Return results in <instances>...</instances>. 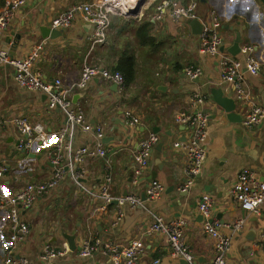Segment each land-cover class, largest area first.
<instances>
[{
  "label": "crops",
  "instance_id": "obj_1",
  "mask_svg": "<svg viewBox=\"0 0 264 264\" xmlns=\"http://www.w3.org/2000/svg\"><path fill=\"white\" fill-rule=\"evenodd\" d=\"M9 1L0 0V12ZM99 2L26 0L8 27L0 32V48L13 58L32 57L35 72L47 81L60 78L64 87L77 83L84 65L121 75L122 63L123 68L130 66L132 77L127 84L124 82L121 90L100 75L84 88L73 89L72 108L81 111L91 126L102 127V144L106 150L104 158L74 163V170L83 171L80 183L85 187H97L109 175L115 198L124 197L125 192L127 196L141 198L153 180L163 187V192L155 201L143 200L141 206L112 202L102 211L101 201L91 202L75 185L70 168H64L58 185L41 196L30 211L22 213L29 232L16 245L14 255L25 257L29 264H113L104 251V243L111 242L119 248L140 244L144 250L142 264L157 260L158 264H188L171 256L164 235L148 231L152 223L148 212H151L165 223L184 219L183 241L194 262L209 264L215 257V241L204 232L203 218L197 208L201 195L208 194L213 199L212 214L220 224V232L231 236L225 264H264L261 246L264 203L259 215H249L228 195L244 169L264 181V118L250 127L243 124L246 110L252 106L264 109V3L259 0H143L136 16L110 14L103 43H92L93 27L80 16L68 28L60 29V37L42 38L39 29H53L52 20L72 5ZM174 2L180 6L195 2L196 19L201 27L216 20L215 30L222 38L217 54L209 55L202 50L199 34L193 35L189 27L190 20L171 18ZM156 7L164 10L160 19L156 18ZM237 35L240 50L246 45L254 46L253 55L260 62L257 76H252L244 67L240 69L246 95L243 101L236 99L232 84L221 78L218 66L220 55L243 60L240 51L235 56L228 53ZM190 66L201 69L198 78L189 80L184 75ZM214 88L221 89L223 96L236 99L235 112L240 115V121L228 120L213 102L210 92ZM192 95H201L202 103L192 104ZM125 111L138 118L139 124L125 125ZM181 112H202L208 116L206 158L200 173L185 191L181 187L186 182L187 157L174 147L187 134L175 122ZM20 118L29 124H42L49 133L58 131L66 123L63 112L47 108L43 93L21 89L14 81L13 69L0 66V194L4 195L13 194L25 183L45 181L52 172L40 144L26 151L17 148L19 134L13 120ZM154 128L158 129V142L138 177V143ZM53 140L54 137L50 143ZM158 144H162L160 149ZM92 145V135L77 127L70 150L61 153L64 162L71 161L78 148ZM242 218L245 219L242 228L232 232L231 225ZM6 220L7 214L0 210V263L9 247ZM64 235L74 237L75 251L69 250ZM96 240L99 244L92 255L79 257L82 245H94ZM45 245L59 249L63 255L40 260L39 254Z\"/></svg>",
  "mask_w": 264,
  "mask_h": 264
},
{
  "label": "built area",
  "instance_id": "obj_2",
  "mask_svg": "<svg viewBox=\"0 0 264 264\" xmlns=\"http://www.w3.org/2000/svg\"><path fill=\"white\" fill-rule=\"evenodd\" d=\"M141 0H100L97 4H76L72 5L52 20L51 25L54 29L68 28L76 17L80 16L93 27L92 43H103L106 38V32L110 24V14L129 16ZM26 0H10L0 12V32L5 30L11 23L16 10L24 5ZM196 3L192 2L186 6H180L177 2L173 3L170 16L173 19L184 17L187 20L196 19ZM156 18L160 19L164 10L156 7ZM217 22L214 19L211 25H202L199 34L202 50L209 54H217V48L222 42V38L216 32ZM243 60L232 59L226 55H220L218 66L220 68L221 78L232 84L236 94V99L243 101L246 98L244 93V76L241 68L257 76L260 70V62L253 55L254 46L246 45L240 50ZM32 57L13 58L7 51L0 48V66H9L14 71V81L21 89L28 91H37L46 96V105L50 110H60L64 113L66 119L65 126L54 133H49L44 126L39 123L29 124L24 118L14 119L13 123L18 129L17 148L20 151H26L32 148L34 144H40L45 152V156L52 165L50 177L41 182L25 183L19 190L13 194H0V210L7 214V220L4 224L8 231L9 247L5 252L4 260L0 264H29L23 256H15L16 245L22 243L29 232L27 219L22 213L30 211L38 199L54 189L64 173V168H70L75 185L86 194L91 202L101 201L100 210L105 211L114 200L117 204L130 203L132 206L142 205L141 198L136 196H126L115 198L111 193L112 179L109 175L105 176L104 182L97 187H85L80 183L83 171L74 170L75 164L88 158H104L106 150L103 147L104 138L101 126H91L84 120V115L76 108H72L70 100L74 88H84L85 85L94 77L100 75L106 80L112 81L119 90L124 86V78L119 72H108L93 65H84L80 78L77 83L64 87L60 78L52 81L45 80L41 73L32 69ZM201 74V69L197 67H188L184 75L193 80ZM201 95H192L190 101L192 104H201L203 101ZM264 118V109L259 106H252L246 110L243 124L250 127L251 124ZM125 125L139 124L138 118L134 117L130 111L123 113ZM175 122L182 125L187 134L183 142H177L174 147L181 150L187 157V163L184 170L186 182L181 187V191L187 190L193 183L195 177L200 173L203 162L206 158L205 140L207 135L208 116L202 112L188 113L181 112L175 117ZM80 127L83 132L90 133L94 140V145L78 148L71 161L65 163L62 158V151H69L71 148L74 130ZM53 135V136H50ZM54 137L53 143H50ZM158 142L155 133L149 132L138 143L136 151V160L138 168L136 174L141 175L143 169L148 165V160L152 154L153 147ZM163 192V187L156 181H150V185L145 195V200L155 201ZM229 197L238 205L240 210L246 214L259 215L260 207L264 203V181L257 180L248 169L242 170L236 181L228 191ZM213 199L208 194H202L198 200L197 208L203 218L204 232L215 241V257L209 264H225L227 254L231 246V236L222 234L219 230L220 224L214 220L212 209ZM152 217V223L148 231L151 233H161L167 239L170 248V254L173 257L185 260L188 264H196L193 255L183 241V230L186 226L184 219H176L173 222L165 223L161 217L148 212ZM121 214L118 211V218ZM245 219H237L231 225V231H239ZM99 241L94 245L84 243L78 252L79 257H90ZM261 246L264 248V231L261 234ZM104 251L109 255L113 264H142L141 259L144 250L140 244H134L127 248H119L111 242L104 243ZM63 253L50 245L42 247L39 259L49 260L53 257L62 256ZM154 261L153 264H158Z\"/></svg>",
  "mask_w": 264,
  "mask_h": 264
},
{
  "label": "water",
  "instance_id": "obj_3",
  "mask_svg": "<svg viewBox=\"0 0 264 264\" xmlns=\"http://www.w3.org/2000/svg\"><path fill=\"white\" fill-rule=\"evenodd\" d=\"M261 3H264V0H259ZM143 2V0H141L138 4V6L129 13V16H136L138 14L139 11V6L140 4ZM183 21H186V18L184 17H180ZM189 27L192 31L193 35H198L201 32V24L197 19H193L189 21ZM40 33L42 38L46 39H56L58 37H60L62 35V31L58 30V29H49L47 27L43 28L41 27L40 29ZM19 40V38H18ZM13 48L10 50V52H13ZM219 51H223L222 48L219 49ZM240 51V38L237 35L235 37V40L233 42V44L231 45V47L228 49V53L231 56H235L237 53H239ZM115 87L116 85L113 84ZM210 98L213 100V102L222 110V112L225 114V117L230 120V121H240L241 117L239 114H237L235 112L236 109V99L233 98H228L223 96V92L221 89H212L210 92ZM156 128H154L152 131L153 133H157ZM162 146V144H158L157 145V149H160V147ZM130 182V181H129ZM182 194H179V196H181ZM123 196L126 197L127 196V192L123 193ZM141 200H145V195H142ZM114 204H117V201H113ZM64 238L66 239V242L68 244L69 250L70 251H75L76 247H75V240L73 236H69V235H64Z\"/></svg>",
  "mask_w": 264,
  "mask_h": 264
},
{
  "label": "trees",
  "instance_id": "obj_4",
  "mask_svg": "<svg viewBox=\"0 0 264 264\" xmlns=\"http://www.w3.org/2000/svg\"><path fill=\"white\" fill-rule=\"evenodd\" d=\"M131 63V62H129ZM120 72L122 73L123 77H124V82L127 84L131 77H132V69L130 66L126 67V68H123V63L122 65L120 66Z\"/></svg>",
  "mask_w": 264,
  "mask_h": 264
},
{
  "label": "clouds",
  "instance_id": "obj_5",
  "mask_svg": "<svg viewBox=\"0 0 264 264\" xmlns=\"http://www.w3.org/2000/svg\"><path fill=\"white\" fill-rule=\"evenodd\" d=\"M54 29V28H53ZM58 30H60V29H58Z\"/></svg>",
  "mask_w": 264,
  "mask_h": 264
}]
</instances>
